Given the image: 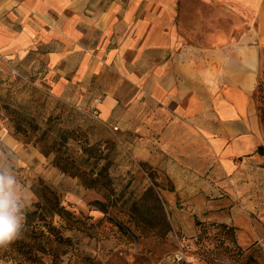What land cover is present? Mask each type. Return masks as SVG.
Returning <instances> with one entry per match:
<instances>
[{"label": "crops", "instance_id": "obj_1", "mask_svg": "<svg viewBox=\"0 0 264 264\" xmlns=\"http://www.w3.org/2000/svg\"><path fill=\"white\" fill-rule=\"evenodd\" d=\"M193 1L200 15L213 2L241 29L230 23V40L195 41L192 0H0V77L11 70L105 120L118 109L120 130L149 131L138 134L151 139L142 143L150 162H165L171 178L181 164L184 177L200 178L195 193L241 190L262 141L253 94L264 0ZM2 145L18 144L8 134Z\"/></svg>", "mask_w": 264, "mask_h": 264}, {"label": "rangeland", "instance_id": "obj_2", "mask_svg": "<svg viewBox=\"0 0 264 264\" xmlns=\"http://www.w3.org/2000/svg\"><path fill=\"white\" fill-rule=\"evenodd\" d=\"M185 5L192 28L201 30L192 34L195 41L230 40V23L241 29L213 2L201 15L197 1ZM6 74L0 117L18 145L11 150L0 142V162L17 175L31 203L21 237L0 248V264H264V156L239 178L243 189L228 184L195 193L200 178L184 177L182 164L175 169L179 178H171L165 162H150L142 143L151 139L138 134L149 131L120 130L118 109L105 120L86 103L61 102L11 70ZM253 101L264 147V49ZM62 133L66 143L54 145ZM82 145H97L110 163V182L100 189L72 175L90 167ZM59 156L73 162L70 172L55 166Z\"/></svg>", "mask_w": 264, "mask_h": 264}, {"label": "clouds", "instance_id": "obj_3", "mask_svg": "<svg viewBox=\"0 0 264 264\" xmlns=\"http://www.w3.org/2000/svg\"><path fill=\"white\" fill-rule=\"evenodd\" d=\"M0 153V161L3 159ZM31 198L12 169L0 162V248H7L22 235Z\"/></svg>", "mask_w": 264, "mask_h": 264}, {"label": "trees", "instance_id": "obj_4", "mask_svg": "<svg viewBox=\"0 0 264 264\" xmlns=\"http://www.w3.org/2000/svg\"><path fill=\"white\" fill-rule=\"evenodd\" d=\"M66 140L67 134L62 133L60 135V139L58 141H54V145L56 144L59 146H63L66 143ZM81 152L84 155V162L90 167L88 171H86L85 169L80 171V169H78L79 167L74 168L75 171H72V175L80 178L84 186L87 188L100 189L105 186L106 183L109 184L110 179L108 169L110 163L104 156H101V152L98 151L97 145H82ZM256 153L260 156H264V147L260 145L257 148ZM43 154L47 155V152L44 151ZM62 158L64 157L59 156L58 160L54 161L55 166L64 173L70 172L72 166L74 165L73 162H68V160H63ZM100 160H102V163H100ZM68 164H70V166ZM150 191L151 189L148 188L146 192L150 193Z\"/></svg>", "mask_w": 264, "mask_h": 264}, {"label": "built area", "instance_id": "obj_5", "mask_svg": "<svg viewBox=\"0 0 264 264\" xmlns=\"http://www.w3.org/2000/svg\"><path fill=\"white\" fill-rule=\"evenodd\" d=\"M95 102H98V100H95ZM94 116H97L96 110L92 111ZM9 134V128L7 125V121L5 118L0 117V142H3L4 138Z\"/></svg>", "mask_w": 264, "mask_h": 264}]
</instances>
